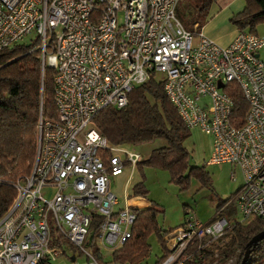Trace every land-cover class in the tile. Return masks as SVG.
Returning a JSON list of instances; mask_svg holds the SVG:
<instances>
[{"label": "built area", "instance_id": "1", "mask_svg": "<svg viewBox=\"0 0 264 264\" xmlns=\"http://www.w3.org/2000/svg\"><path fill=\"white\" fill-rule=\"evenodd\" d=\"M181 1L0 0V53L35 34L43 68L56 73L57 106V120L40 117L31 175L12 182L17 197L0 220V264H55L66 248L74 264L78 256L86 264H123L109 255L132 239L137 215L129 201L118 209L111 179L128 174L129 200L142 156L111 145L94 120L106 108L127 107L132 91L152 78L164 83L187 128L213 139L209 164L237 166L244 176L209 223L187 213L163 237L168 254L159 264L202 260L232 223L264 219V35L238 31L230 46H219L184 27ZM232 84L248 105L242 125ZM232 205L241 215L235 221L225 216Z\"/></svg>", "mask_w": 264, "mask_h": 264}, {"label": "trees", "instance_id": "2", "mask_svg": "<svg viewBox=\"0 0 264 264\" xmlns=\"http://www.w3.org/2000/svg\"><path fill=\"white\" fill-rule=\"evenodd\" d=\"M218 1L189 0L178 7L177 15L187 30L199 33L207 24L210 7ZM230 21L239 31L257 35L256 27L264 23V0H246L245 9ZM38 47L35 40L31 45L18 44L0 53V220L17 197L12 182L31 175L40 117L57 120L56 73L47 66L43 68L42 52ZM228 93L235 103L234 118L242 125L248 110L247 102L236 84L229 87ZM129 99L128 106L121 110L106 108L100 112L94 120L95 127L114 146L136 147L156 140L165 141L167 145L152 151L147 159L141 160L137 169L160 167L171 174L173 182L179 183L190 168V153L185 141L191 131L167 98L164 83L152 78L136 87ZM191 173L203 188L212 187L211 176L204 168H191ZM132 195L148 200L144 182L133 187ZM229 201L221 202L218 209ZM135 213L137 220L132 239L112 253L113 260L142 264L152 250L149 236L156 234L163 249V255L155 263L159 264L168 254L163 237L171 231L164 230L158 222V214L163 212L151 204L136 209ZM100 220V217L96 218L92 230L97 228ZM263 230L264 219L260 218L244 225L232 223L224 238L210 244L202 260L195 259L189 264H229L232 260L240 264L248 243ZM96 233L97 230L92 236ZM55 243L61 246L66 242L60 238ZM95 253L99 255L100 250L96 248ZM215 254L217 258H214ZM247 264H264V241L252 248Z\"/></svg>", "mask_w": 264, "mask_h": 264}, {"label": "rangeland", "instance_id": "3", "mask_svg": "<svg viewBox=\"0 0 264 264\" xmlns=\"http://www.w3.org/2000/svg\"><path fill=\"white\" fill-rule=\"evenodd\" d=\"M189 0H182L179 7L186 4ZM246 0H236L234 7L227 9L222 7L218 2L213 3L209 9L207 25L202 30V35L207 39L215 42L219 46L229 43L230 32L235 31L236 27L230 21V13L241 9L245 6ZM241 6L239 8H236ZM256 30L260 36L264 35V23H260ZM220 36V39H216ZM35 40V34H31L20 44L31 45ZM225 46V45H223ZM264 58V51H262ZM209 102L202 100L201 103ZM163 140H156L151 144H142L128 149L141 154L142 159H147L155 149L166 146ZM185 146L190 153V168L185 175L180 178L179 183L173 182L171 174L160 167L145 166L142 170L136 169L133 181L128 188L129 198L133 197V187L144 182L148 191V201L159 208L163 213L158 214V222L166 231H174L182 227L188 219L190 213L194 214L197 219L203 223H209L219 210L221 202L229 201L235 192L244 184V176L239 167L229 164L211 165L209 164L212 151L213 139L202 132L200 129H194L185 141ZM202 167L211 176V188H203L198 178L191 173V168ZM129 169L126 170L128 173ZM128 180L126 175L112 178V191L117 194L120 200L118 209H125L128 205V197L125 192V185ZM46 194V192H45ZM54 190L47 192L46 197L52 198ZM135 206L143 207L147 204L143 201L136 200ZM186 213H189L187 215ZM225 216L228 220L240 219L241 215L237 214L235 206H231ZM149 244L152 247L151 253L142 264H155L163 255L162 244L159 236L152 234L149 236ZM65 251V250H63ZM107 254L106 252H104ZM74 250L66 248V252L60 256L55 264H74L71 260ZM218 255L215 254L214 258ZM109 259H113L109 255ZM86 264L85 257L78 256L77 262ZM44 264H51L45 261ZM214 264H217L215 262ZM228 264V263H227ZM229 264H237V260L230 261Z\"/></svg>", "mask_w": 264, "mask_h": 264}, {"label": "crops", "instance_id": "4", "mask_svg": "<svg viewBox=\"0 0 264 264\" xmlns=\"http://www.w3.org/2000/svg\"><path fill=\"white\" fill-rule=\"evenodd\" d=\"M236 0H219L218 1V3L222 6V7H224V8H227V9H230V8H233L234 7V2H235ZM239 7H241V6H238V7H236V8H239ZM245 7H246V4H245V6H242L241 7V9H237V11H233L232 13H230V15H229V17H230V19L233 17V16H235V15H237V14H239V13H241L244 9H245ZM207 25V24H206ZM238 29L236 28L235 29V31H231L230 32V36H231V39H230V41H229V43H227V44H223V45H225V46H223L222 45V47H228V46H230L231 45V43L234 41V39H235V37L237 36V33H238ZM259 35V34H258ZM216 39H220V36H218ZM126 175V177H128V174H125ZM240 189V188H239ZM238 189V190H239ZM237 190V191H238ZM236 191V192H237ZM235 192V193H236ZM233 197V196H232ZM136 200H139V201H143V202H145L147 205L146 206H143V207H138V206H135V204H134V202L136 201ZM129 202V206L130 207H132V208H136V209H142V208H147V207H150L151 206V202H149L148 200H146V199H142V198H140V197H133V198H129V200H128Z\"/></svg>", "mask_w": 264, "mask_h": 264}, {"label": "water", "instance_id": "5", "mask_svg": "<svg viewBox=\"0 0 264 264\" xmlns=\"http://www.w3.org/2000/svg\"><path fill=\"white\" fill-rule=\"evenodd\" d=\"M262 241H264V230L259 234H257L256 236H254L252 240L248 243V245L245 248L244 258L240 264H247L251 256L252 248L257 247Z\"/></svg>", "mask_w": 264, "mask_h": 264}]
</instances>
